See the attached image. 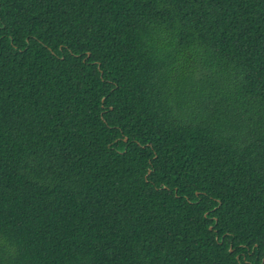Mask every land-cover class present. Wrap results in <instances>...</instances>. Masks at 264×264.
Masks as SVG:
<instances>
[{
	"label": "trees",
	"instance_id": "16d2710c",
	"mask_svg": "<svg viewBox=\"0 0 264 264\" xmlns=\"http://www.w3.org/2000/svg\"><path fill=\"white\" fill-rule=\"evenodd\" d=\"M0 264H264V0H0Z\"/></svg>",
	"mask_w": 264,
	"mask_h": 264
}]
</instances>
